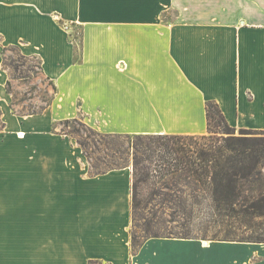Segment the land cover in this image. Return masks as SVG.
I'll list each match as a JSON object with an SVG mask.
<instances>
[{"label": "crops", "instance_id": "1", "mask_svg": "<svg viewBox=\"0 0 264 264\" xmlns=\"http://www.w3.org/2000/svg\"><path fill=\"white\" fill-rule=\"evenodd\" d=\"M16 44L43 57L59 117L98 132L204 134L207 101L231 127L264 131V0H0V54ZM26 117L5 127L13 141L0 130V228L6 198L24 194L6 190L5 161L24 148L32 264H264V242L148 236L133 252L131 167L90 174L52 156Z\"/></svg>", "mask_w": 264, "mask_h": 264}, {"label": "rangeland", "instance_id": "2", "mask_svg": "<svg viewBox=\"0 0 264 264\" xmlns=\"http://www.w3.org/2000/svg\"><path fill=\"white\" fill-rule=\"evenodd\" d=\"M43 63L40 54L22 52L17 44L7 45L6 49H2L0 70L3 71L4 78L0 82V130L6 126L11 128L12 121L21 123L19 126H27L26 116L32 114V140L40 139L44 135L43 137L53 147L48 149L52 156L60 154L73 159L82 158L87 161L90 174L103 172L112 167V163L119 156L113 150L116 146L124 144L121 145L118 139L98 132L79 115L60 118L59 116L65 113L61 112L60 103L56 102L55 89L44 73ZM49 105L52 106L51 111ZM14 127L16 128H13L12 132L18 125ZM5 131V139L11 138L10 142L13 141V135L16 134L9 133L10 129L5 128ZM38 131L46 133L36 134ZM226 135L228 134H223ZM231 135L263 137L264 131L248 130L241 133L240 129L234 128ZM80 142L82 144H79ZM62 144L66 145L67 151L58 148ZM72 151L77 155L71 153ZM19 152L22 154L19 165L15 158L5 161L6 190H14L19 186L24 194L19 198L10 199L9 203V199L6 198L2 216L4 224L0 228V264H32V164H29V167L27 162L29 157L24 156L26 154L24 148ZM43 155L38 151L33 156L44 157ZM190 191L186 190V193L190 195ZM146 196L145 192H141L138 198ZM184 197L186 198L184 212H173L166 207H156L153 210L132 208L131 224L128 228L132 249L136 248L132 244V236L137 242H141L147 236L169 234L187 235L204 241L225 237H264V218L255 219L250 215L230 212L215 215L207 209L206 203L193 206L191 197L185 195ZM161 198L154 196L152 203L160 201ZM171 201L174 203L177 199L172 198ZM88 264L100 263L90 261Z\"/></svg>", "mask_w": 264, "mask_h": 264}, {"label": "trees", "instance_id": "3", "mask_svg": "<svg viewBox=\"0 0 264 264\" xmlns=\"http://www.w3.org/2000/svg\"><path fill=\"white\" fill-rule=\"evenodd\" d=\"M206 122L207 132L200 135L105 134L125 146H116L113 151L118 159L112 167L96 174L130 166L134 210L166 207L184 212L185 195L191 197L193 206L206 203L215 215L230 212L264 218V136L231 135L234 128L212 101L206 102ZM248 130L240 129L241 133ZM224 133L228 135L223 136ZM185 189L191 190L190 195ZM141 192L147 196L139 199ZM154 196L162 198L152 203ZM172 198L177 201L173 203ZM131 239L135 252L143 240L137 242L134 236ZM213 240L264 242V237Z\"/></svg>", "mask_w": 264, "mask_h": 264}, {"label": "bare ground", "instance_id": "4", "mask_svg": "<svg viewBox=\"0 0 264 264\" xmlns=\"http://www.w3.org/2000/svg\"><path fill=\"white\" fill-rule=\"evenodd\" d=\"M19 135L21 136V135H23V133L20 132Z\"/></svg>", "mask_w": 264, "mask_h": 264}, {"label": "built area", "instance_id": "5", "mask_svg": "<svg viewBox=\"0 0 264 264\" xmlns=\"http://www.w3.org/2000/svg\"><path fill=\"white\" fill-rule=\"evenodd\" d=\"M71 34V33H70ZM73 36V38L75 37V35L71 34Z\"/></svg>", "mask_w": 264, "mask_h": 264}]
</instances>
